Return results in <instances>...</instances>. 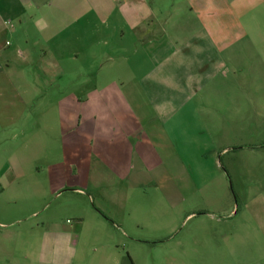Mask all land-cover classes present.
<instances>
[{
  "label": "crops",
  "instance_id": "obj_1",
  "mask_svg": "<svg viewBox=\"0 0 264 264\" xmlns=\"http://www.w3.org/2000/svg\"><path fill=\"white\" fill-rule=\"evenodd\" d=\"M226 8V0H0V134L27 123V139L41 136L39 125L47 137L58 133L63 165L84 172L87 188L124 190L131 165L135 187L155 179L171 192L169 163L154 168L163 176L141 173L147 157L180 147L171 125L182 122L194 82L222 101L241 91L239 54L226 53L231 42L211 31L225 23ZM223 112L200 118V136H212L209 125L223 124ZM239 201L253 235L264 237V193ZM231 225L222 242L236 246L241 227ZM234 259L264 264V251Z\"/></svg>",
  "mask_w": 264,
  "mask_h": 264
},
{
  "label": "rangeland",
  "instance_id": "obj_2",
  "mask_svg": "<svg viewBox=\"0 0 264 264\" xmlns=\"http://www.w3.org/2000/svg\"><path fill=\"white\" fill-rule=\"evenodd\" d=\"M226 3L225 23L211 31L231 42L226 53L239 54L241 91L222 101L219 91L194 82L182 122L171 125L181 149L147 157L141 173L163 176L154 168L169 163L171 192L155 179L135 187L131 165L122 173L124 190L87 188L84 172L63 165L58 133L47 137L39 125L41 136L27 139L29 123L1 132L0 264H237L240 252L264 251V237L253 235L239 201L264 193V0ZM221 110L223 124L209 125L211 137L200 136V118ZM233 221L241 227L236 246L222 242ZM53 228L60 233L49 235Z\"/></svg>",
  "mask_w": 264,
  "mask_h": 264
}]
</instances>
